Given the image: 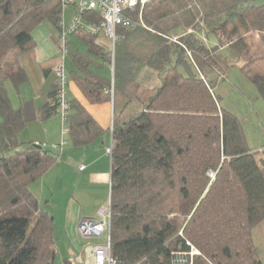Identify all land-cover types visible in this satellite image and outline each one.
Instances as JSON below:
<instances>
[{"label": "trees", "instance_id": "1", "mask_svg": "<svg viewBox=\"0 0 264 264\" xmlns=\"http://www.w3.org/2000/svg\"><path fill=\"white\" fill-rule=\"evenodd\" d=\"M128 14L135 25H118L113 76L105 72L112 59L99 35L73 33L87 52L69 41L77 86L93 103L114 104L115 264H175L177 252L186 253L188 264H263L254 229L264 221V149L250 147L241 119L220 105L215 86L233 65L219 53L226 45L264 99V73L252 69L264 55L252 53L246 38L257 30L264 47V0H153L142 10L144 25L140 8ZM62 15L61 0H0V264H55L57 258L55 220L30 186L58 156L50 146L24 148L19 133L28 122L60 112L58 76L37 114L32 101L14 107L5 82L18 89L28 75L22 67L5 69L4 62L10 50L33 45L32 31L43 21L60 29ZM90 16L101 19L98 12ZM202 32L218 44H207ZM183 65L198 73L185 75ZM144 67L164 72L163 84L140 112L120 121L140 98ZM66 126L75 146L104 131L77 99L69 100Z\"/></svg>", "mask_w": 264, "mask_h": 264}, {"label": "crops", "instance_id": "2", "mask_svg": "<svg viewBox=\"0 0 264 264\" xmlns=\"http://www.w3.org/2000/svg\"><path fill=\"white\" fill-rule=\"evenodd\" d=\"M32 36L33 45L28 50L15 55L17 68H24L28 75V80L19 86L17 94L23 97H21L22 103L32 101L38 114L39 109L50 101L56 69L64 65L66 70L65 59L70 55V51L68 50L62 58L61 28L59 29L49 20L35 27ZM98 40L100 44L101 41L107 40L110 43L109 38L104 34L99 35ZM69 41L72 47L87 52V44L75 35L72 34ZM104 47L106 50L110 48ZM225 49L228 55L224 57L222 51ZM222 51H220L222 60L233 62L235 57L233 52L228 47ZM188 55L190 56L189 53ZM70 64L71 73L74 70L73 61ZM67 94L68 100L81 101L102 125L104 131L91 144L75 146L61 112L48 119L36 118L28 122L22 130L26 129L31 134L30 142L39 141L38 143H46L50 147L59 145L58 148H54L58 156L56 162L35 180L30 188L39 197L42 210L53 216L55 220L57 258H61L58 264H64L66 259L74 264H96L93 248L95 245L106 243L108 233L87 239L80 235L78 227L85 217L104 218L105 216L109 219L113 164L108 149L112 148L114 143V104L110 100L93 103L78 86L70 88ZM147 100L148 98L143 104ZM130 105L117 116L120 121L131 117L132 113L127 112ZM142 105L139 111L142 110ZM82 165H84L83 169H81Z\"/></svg>", "mask_w": 264, "mask_h": 264}, {"label": "rangeland", "instance_id": "3", "mask_svg": "<svg viewBox=\"0 0 264 264\" xmlns=\"http://www.w3.org/2000/svg\"><path fill=\"white\" fill-rule=\"evenodd\" d=\"M75 14H76V10L74 8L72 7L64 8L62 19L65 22V24H69L70 21L74 18ZM71 35L72 34H70L69 39ZM200 36L210 46H215L218 43L216 40V36L212 33L207 35L205 34V32H202ZM246 38L249 45L251 46L252 53H255L256 56L263 57L262 55H264V47L262 46L261 43L259 31L257 30L251 31L250 33L247 34ZM73 39L74 37L72 36V40ZM101 43L106 47L111 46V43H109L108 40L106 42L101 41ZM226 47L228 46L224 45L223 47H221L219 53L220 51H222V49ZM18 52L19 50L16 48L8 52L6 56V61L4 62L5 69H11V68L17 69V66L15 64V55H17ZM222 53L224 54L223 55L224 57L228 55V51L226 49L223 50ZM189 54L191 55V53ZM175 56H177L176 52H175ZM66 57L67 58L65 59V65H66L67 81H66L65 89H66V97L67 99H69V95L67 94L68 90L73 87L76 88L77 86L70 73L71 70L70 62H72L71 56L68 55ZM229 57L227 59H229ZM59 58L61 59V56ZM263 59L255 63V65H253L252 67L253 71L264 73ZM242 65H244L243 61L235 62V59H233V65L228 67L227 73L219 74L220 75L219 77L217 75L218 80L215 86V91L219 97L220 105L226 108L227 110L234 112L241 119L246 135L248 137L250 147L254 151L263 150L264 149V99L259 93L258 86L242 70L241 68ZM180 69L183 71L185 75H189L190 72H193L195 74L198 73V69L195 66H191V70H189L185 65H183L181 66ZM105 72L112 76V71L110 67H106ZM164 75L165 73L162 71L150 67L143 68L141 74L138 77L142 84L140 99L133 101L127 110V112L132 113L131 116L140 112L139 107L143 104L144 100L146 98L149 99L150 96H152L158 90L159 86L163 84ZM5 86L9 91L14 107L19 108L22 104V99H21L22 96L20 97V95L17 94V90L19 88L17 89L9 80L5 82ZM0 120H1V116H0ZM30 135L31 134L26 129L22 130L19 133V139L23 143L24 148H31L35 143L39 142V141L30 142L29 140ZM254 236L258 250L262 255L263 263H264V221L255 227ZM59 259L61 258L58 257L57 262L55 264L59 263L60 261Z\"/></svg>", "mask_w": 264, "mask_h": 264}, {"label": "built area", "instance_id": "4", "mask_svg": "<svg viewBox=\"0 0 264 264\" xmlns=\"http://www.w3.org/2000/svg\"><path fill=\"white\" fill-rule=\"evenodd\" d=\"M153 0H61L63 9L72 7L76 10L74 18L69 24H65L61 20V56L62 58L68 53L69 50V36L79 30H87L93 34L106 35L111 43L110 48L107 50L108 55L111 57V69L114 72V59H115V46L119 39L117 32L118 25L134 26L135 21L133 17L128 14L134 12L137 8H140V21L144 25L142 20V10L145 5L152 2ZM100 14V21L95 17H85L86 13ZM174 41L179 42L177 36H173ZM56 75L59 80V101H60V112L63 115V120L66 123L67 113L69 111V100L66 97V81L67 74L64 65L59 66L56 69ZM36 146L47 147L46 143H35ZM59 145H52V148H58ZM108 153L112 154V148L108 149ZM84 165L81 166V169ZM215 172L211 171L210 175L215 177ZM79 233L84 238H93L103 235L105 232L108 233L106 243L95 245L93 248V254L96 264H115L112 257V243H111V212L109 219L104 218H92L85 217L79 223ZM198 252V250L192 246L191 255ZM175 264H188L185 252L176 253Z\"/></svg>", "mask_w": 264, "mask_h": 264}]
</instances>
